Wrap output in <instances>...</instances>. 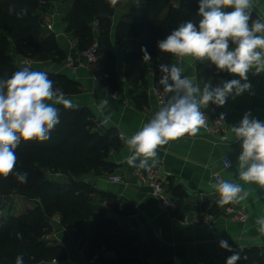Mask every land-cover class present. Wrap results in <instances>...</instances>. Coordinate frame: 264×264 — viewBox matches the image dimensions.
Wrapping results in <instances>:
<instances>
[{"label": "crops", "instance_id": "obj_1", "mask_svg": "<svg viewBox=\"0 0 264 264\" xmlns=\"http://www.w3.org/2000/svg\"><path fill=\"white\" fill-rule=\"evenodd\" d=\"M179 2L180 0H170L173 6H177ZM72 3L73 0H54L53 7L42 13L43 27L54 34L65 60L60 64L47 60L45 63L41 62L40 66L42 71L65 74L77 81L80 93L65 95L66 98L89 108L98 132H111L118 139V147L111 149L108 155L113 168L101 170L100 173L89 171L80 178L83 183L106 195L101 199L98 194H93L97 210L104 211L106 216L114 220L118 232L132 238L133 246L137 249L138 264H196L200 261L204 264H226L227 258L234 252L240 255L236 264H264V234L257 230L258 225L255 224L257 217H264V188L240 181L238 157L242 147L231 132V127L238 126L245 113L264 122V72L249 71L247 81L241 83H249L250 88L239 96H229L223 105L229 112L225 124L227 140L221 141L218 135L206 133L200 128L195 136L185 134L158 148L157 164L169 175L170 196L177 204V209L171 211L160 204L147 186L130 175L131 167L127 164L130 152L124 143L125 139L149 122L157 111L155 101L148 92L147 104L141 107L130 95L123 54L132 49V46L127 39L115 38L116 27L124 15L143 14V1L116 0L115 4L112 3L114 14L111 17L109 35L115 53L116 88L110 90L100 82L102 89L98 92L93 90L96 79L92 75V66L72 69L66 64L69 54L74 58L77 56L72 48L76 40L66 31L64 22ZM252 13L253 21L264 22V0H253ZM78 58L82 60L81 57ZM173 63L182 68L183 76L192 79L201 89L205 83L219 82L226 72L219 71L208 60L197 61L191 57L183 60L173 57ZM232 79L240 78L234 74ZM152 83L150 77L148 87ZM103 99H107L109 104L101 113L98 104ZM209 105L210 103L206 107L202 106L201 111L205 113ZM109 115V123L102 125L104 116ZM224 160L229 161L231 167L225 168ZM112 174L119 175L121 182H111L109 176ZM221 180L240 183L248 192L247 197L239 200L245 207L246 221L231 222L217 216L209 224H183L181 220L185 216L200 217L203 212L215 210L218 194L214 185ZM22 202L26 207L20 210L14 209V205L12 208L6 205L5 209H0V220L2 216L19 215L32 209L37 200ZM116 202L118 207L130 208L132 212L123 214L116 211ZM50 229L45 240L48 244H60L66 252V259L38 264H53L54 261L56 264H112L110 262L114 261H91L95 250L89 246L88 220L84 221V236L77 240L74 239L75 228L62 225L59 214L51 218ZM221 239L226 240L233 251L221 248ZM250 252H253L254 258L248 256Z\"/></svg>", "mask_w": 264, "mask_h": 264}, {"label": "trees", "instance_id": "obj_2", "mask_svg": "<svg viewBox=\"0 0 264 264\" xmlns=\"http://www.w3.org/2000/svg\"><path fill=\"white\" fill-rule=\"evenodd\" d=\"M141 15L126 14L119 21L115 38L129 40L132 49L124 52L125 78L129 93L141 107L147 104L148 80L163 90L159 84L162 73L160 64H173V56L163 53L157 42L165 39L181 23L191 21L197 27L202 17L198 14L200 0H180L173 6L170 0H142ZM54 0H0V78H7L23 65L14 63L9 49L22 57L33 60H51L58 64L64 60L54 34L43 27L42 13L53 7ZM17 10L26 8L27 14L18 18L9 13V5ZM231 11L232 9H222ZM114 7L110 0H73L64 17L66 31L75 38L79 50H85L96 41L97 60L92 75L108 89L116 88L115 53L110 42L111 17ZM251 13L249 24L253 21ZM96 32V33H95ZM146 47L151 56L143 61L141 48ZM31 70H35L30 67ZM37 71V70H35ZM54 88L65 95L78 94L80 84L61 73H48ZM166 93V92H165ZM169 97L171 93H166ZM59 108L60 123L52 130L50 138L43 142L21 141L15 150V170L28 173L26 183H19L13 175L0 177V208L6 206L13 193L26 200H37L35 207L19 215H5L0 220V264H15L23 255L24 264H38L53 260L63 261L66 252L60 244H48L45 236L50 233L51 218L60 215L64 226L75 228L74 239L84 236V221H89V246L96 250L104 247L114 250L117 260L112 264H138L137 249L131 237L116 230L114 220L97 210L93 194L101 199L106 195L81 181V176L94 171L112 169L108 161L111 149L118 147V139L95 129L96 122L86 106L77 110ZM47 173H51L50 175ZM55 173H61L62 178ZM65 177H73L74 183H64ZM60 180H58V179ZM3 198L5 201H3ZM3 201V203H2ZM179 205V201L177 202ZM124 205V203H123ZM116 211L128 214L130 208L114 206ZM17 233L21 238H17ZM248 256H253L250 252Z\"/></svg>", "mask_w": 264, "mask_h": 264}, {"label": "clouds", "instance_id": "obj_3", "mask_svg": "<svg viewBox=\"0 0 264 264\" xmlns=\"http://www.w3.org/2000/svg\"><path fill=\"white\" fill-rule=\"evenodd\" d=\"M111 2L115 4L116 0ZM252 6L253 0H200L198 14L202 19L198 27L191 21L181 23L157 42L163 53L179 60L186 57L208 60L219 71L238 75L240 79L224 81L215 87L210 82L205 83L201 89L182 75V68L177 64H160L159 84L171 95L149 122L125 139L130 167L150 171L159 162L160 146L185 134L195 136L204 126L206 117L202 106L210 102L223 106L229 96H239L250 88L249 83H241L247 81L249 71L264 72V22L254 20L249 24ZM227 8L232 10H222ZM8 10L18 18L27 14L26 8L17 10L15 4H10ZM141 52L143 61L148 63L151 56L147 48L142 47ZM108 104L107 99L101 100L98 110L103 113ZM57 106L71 110L79 107L66 98L60 88H54V81L46 71L25 66L7 78H0V177L13 175L19 183L27 182L28 173L15 170V150L21 141L43 142L50 138L52 130L60 123ZM110 119V115L104 116L101 124H108ZM231 132L242 147L238 157L240 181L264 188V122L245 113L239 125L231 127ZM223 163L225 168L231 167L229 161ZM214 187L220 206L248 196L240 183L221 180ZM255 224L264 234V217H257ZM17 238H21L20 233ZM219 246L233 251L226 240L221 239ZM239 259V253L234 252L226 264H236ZM15 264H24L22 254L16 257Z\"/></svg>", "mask_w": 264, "mask_h": 264}, {"label": "built area", "instance_id": "obj_4", "mask_svg": "<svg viewBox=\"0 0 264 264\" xmlns=\"http://www.w3.org/2000/svg\"><path fill=\"white\" fill-rule=\"evenodd\" d=\"M97 46V42L94 41L89 48L85 50H79L77 45L74 44L72 48L77 53V56L74 58L69 54L66 57L67 66L72 69L88 68L97 60V56L95 53ZM78 57H81L82 60ZM18 61L19 65L30 67L32 66L35 60L19 56ZM233 75L234 74L225 72L219 82H212L211 84L213 87L221 85L224 81L232 80ZM147 92L154 99L157 111L164 103H166L168 99L166 93L155 87L153 83L150 87H147ZM204 115L206 117V121L204 126L201 127V129L206 133L218 135L221 141L227 140V135L225 133V124L229 115L228 109H226V107L224 106H219L210 102V105ZM221 115H223V119H221ZM129 173L132 177L136 178L142 185L147 186L150 189L151 194L158 198L160 204L164 208L169 209L171 211L177 209L176 202L170 196L169 175H167L161 165L156 164V166L151 168L150 171L131 167ZM54 175L60 179L63 176L61 173H55ZM109 180L111 182L117 183L121 182V177L117 174H112L109 176ZM218 199L219 197L217 196V201ZM217 216L222 217L231 222L243 223L246 221L245 207L239 203V200H237L235 202L223 206H220L217 202L214 211L203 212L201 213L200 217L194 215L192 216V218H188L185 216L182 218L181 222L183 224L203 225L213 222ZM100 259L117 260V254L114 250H109L102 246L100 248H97L91 256V261ZM196 264L204 263L200 261L196 262Z\"/></svg>", "mask_w": 264, "mask_h": 264}, {"label": "rangeland", "instance_id": "obj_5", "mask_svg": "<svg viewBox=\"0 0 264 264\" xmlns=\"http://www.w3.org/2000/svg\"><path fill=\"white\" fill-rule=\"evenodd\" d=\"M43 15V14H42ZM9 53L12 55L13 59H14V63L18 64L19 63V54L16 53L12 47L9 49ZM65 60V59H64ZM47 61V60H45ZM43 63L44 61L43 60H35L34 63L32 64V67L33 69L37 70V71H42V68L40 66V63ZM45 63V62H44ZM56 63V62H55ZM95 67V66H94ZM94 67H92V70L94 69ZM47 73H53V72H49L47 71ZM49 173H47L48 175ZM51 174V173H50ZM49 174V175H50ZM58 179V178H57ZM59 180V179H58ZM13 195V196H12ZM9 198H5V199H8L7 202L5 201V199L3 198V201H5V203L9 206V207H13V205L15 206L14 209H23V207H26L25 206V203L22 202V200H26L24 198H22L20 195H18L17 193H13ZM22 198V200H20ZM2 201V203H3ZM6 206H3L1 207L0 209H5Z\"/></svg>", "mask_w": 264, "mask_h": 264}, {"label": "water", "instance_id": "obj_6", "mask_svg": "<svg viewBox=\"0 0 264 264\" xmlns=\"http://www.w3.org/2000/svg\"><path fill=\"white\" fill-rule=\"evenodd\" d=\"M101 89H102V85L100 84V82L98 80H94V82H93V90L96 91V92H98ZM62 181L64 183H69V184L75 182V180H74L73 177H65V178H63Z\"/></svg>", "mask_w": 264, "mask_h": 264}]
</instances>
